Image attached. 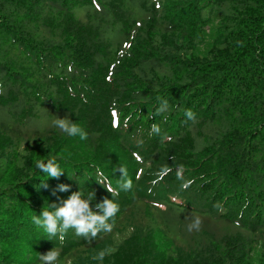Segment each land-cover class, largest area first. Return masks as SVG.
I'll return each mask as SVG.
<instances>
[{"label":"trees","instance_id":"16d2710c","mask_svg":"<svg viewBox=\"0 0 264 264\" xmlns=\"http://www.w3.org/2000/svg\"><path fill=\"white\" fill-rule=\"evenodd\" d=\"M65 117L88 139L52 126ZM50 159L59 178L37 169ZM120 169L111 233L33 223L73 192L96 210ZM53 249L57 264H264V0H0V264Z\"/></svg>","mask_w":264,"mask_h":264},{"label":"clouds","instance_id":"9594fccd","mask_svg":"<svg viewBox=\"0 0 264 264\" xmlns=\"http://www.w3.org/2000/svg\"><path fill=\"white\" fill-rule=\"evenodd\" d=\"M167 108L168 101L165 100L157 109V113L164 112ZM185 116L188 120L195 121L196 119L195 113L190 109L185 112ZM51 123L53 127L66 133L68 136H79L81 140L88 139V133L67 117L63 119L56 118ZM152 131L159 133L160 129L157 125L153 124ZM37 169H40L51 178H59L63 174V170L60 169L54 159L37 163ZM120 171L123 175L118 181V188H113L111 183L106 182V180L98 181L111 194L112 199L104 198L102 202L95 205L96 210H93L90 206L91 201L94 199L93 193H90L88 198H84L81 192H73L66 200H61L59 204L52 203L48 205V209L50 210L43 209L39 216L33 217V223L42 227L49 237L58 236L61 241H63L64 235L69 229H74L77 236L84 237L86 240L95 239L102 233H111L115 225L117 213L120 212V207L115 202V197L118 196L119 191H128L132 188V180L126 177L123 169H120ZM167 171V169H163L160 175H166ZM191 183L192 181L185 182L182 188L186 189ZM42 187L47 188V185L44 184ZM57 190L59 192H67L69 191V185L61 184ZM190 218L192 222L188 224L187 230L189 232L199 231L202 225L201 217L190 215ZM38 255L40 264H57L60 257V253L55 249ZM104 257L105 252L101 251L95 259L103 260Z\"/></svg>","mask_w":264,"mask_h":264},{"label":"rangeland","instance_id":"374dc122","mask_svg":"<svg viewBox=\"0 0 264 264\" xmlns=\"http://www.w3.org/2000/svg\"><path fill=\"white\" fill-rule=\"evenodd\" d=\"M135 15H136L137 17H139V16H140V13L136 12Z\"/></svg>","mask_w":264,"mask_h":264}]
</instances>
